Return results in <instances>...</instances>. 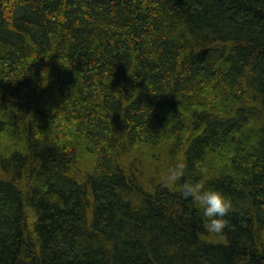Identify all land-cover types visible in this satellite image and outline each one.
I'll list each match as a JSON object with an SVG mask.
<instances>
[{"label":"trees","instance_id":"1","mask_svg":"<svg viewBox=\"0 0 264 264\" xmlns=\"http://www.w3.org/2000/svg\"><path fill=\"white\" fill-rule=\"evenodd\" d=\"M0 264H264V0H0Z\"/></svg>","mask_w":264,"mask_h":264},{"label":"clouds","instance_id":"2","mask_svg":"<svg viewBox=\"0 0 264 264\" xmlns=\"http://www.w3.org/2000/svg\"><path fill=\"white\" fill-rule=\"evenodd\" d=\"M50 82V81H49ZM45 84L43 77V87ZM187 163L182 156H177L161 175V183L165 188L177 189L184 200H191L201 213V221L205 233L209 236H219L228 227V216L235 211L231 197L222 190L205 187L200 182L182 179L186 176Z\"/></svg>","mask_w":264,"mask_h":264}]
</instances>
